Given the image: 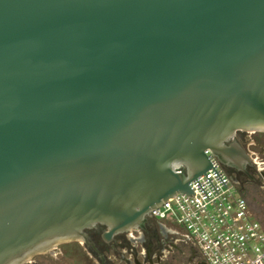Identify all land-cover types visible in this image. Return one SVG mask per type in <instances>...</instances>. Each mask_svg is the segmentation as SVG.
Segmentation results:
<instances>
[{
  "label": "water",
  "instance_id": "water-1",
  "mask_svg": "<svg viewBox=\"0 0 264 264\" xmlns=\"http://www.w3.org/2000/svg\"><path fill=\"white\" fill-rule=\"evenodd\" d=\"M205 149L264 170V0H0V264L201 257L149 209L209 167L225 186Z\"/></svg>",
  "mask_w": 264,
  "mask_h": 264
},
{
  "label": "built area",
  "instance_id": "built-area-1",
  "mask_svg": "<svg viewBox=\"0 0 264 264\" xmlns=\"http://www.w3.org/2000/svg\"><path fill=\"white\" fill-rule=\"evenodd\" d=\"M211 167L188 181L193 193L176 192L149 209L151 218L177 234L189 237L202 254L185 264H264V228L252 215L247 200L236 193L237 182L230 181L208 149ZM260 174L262 170L256 169ZM263 179V178H262ZM170 220L176 228L168 225Z\"/></svg>",
  "mask_w": 264,
  "mask_h": 264
},
{
  "label": "rangeland",
  "instance_id": "rangeland-1",
  "mask_svg": "<svg viewBox=\"0 0 264 264\" xmlns=\"http://www.w3.org/2000/svg\"><path fill=\"white\" fill-rule=\"evenodd\" d=\"M249 171L256 181L264 182V179L261 178L256 169ZM262 171L264 172V170ZM256 181L243 182V187L241 189L239 188L238 184H236L234 187L236 193H239L245 197L252 215L261 223L264 228V183L263 187H261ZM166 223L176 228V225L172 221L168 220ZM163 227L171 231V229L168 227ZM170 249L173 251V254H171V252H166L164 253L163 259L170 258L169 260L171 261H168L169 263L166 261H161V264L180 263L179 254L175 253L179 250L173 246L170 247ZM50 251L53 252V255L48 252L36 254L28 259V264H99L87 252L80 242L71 241L60 243L51 248ZM123 254L126 258L131 260V254H128L125 251Z\"/></svg>",
  "mask_w": 264,
  "mask_h": 264
},
{
  "label": "flooded vegetation",
  "instance_id": "flooded-vegetation-1",
  "mask_svg": "<svg viewBox=\"0 0 264 264\" xmlns=\"http://www.w3.org/2000/svg\"><path fill=\"white\" fill-rule=\"evenodd\" d=\"M249 173H250V171H249ZM251 174V173H250ZM247 182H251V181H247ZM153 219V218H152ZM155 220V219H154ZM158 222V221H157ZM159 223V222H158ZM101 253L107 258V259H111L110 260V263H112V264H126L123 260H119V255H118V253H115V255H116V257H113V252H112V250H108V254L104 251V250H101ZM124 251L122 252V256H123V258H125V259H127V260H129V261H131L132 260V257H131V260L130 259H128V258H126L125 256H124ZM175 253H178V254H180V251H177V252H175ZM177 254V255H178ZM135 258H136V261L138 262V263H142V259H141V256H140V253L139 252H137V255L135 254ZM114 259V260H113ZM170 259V258H169ZM168 258H164L163 260H159V261H157L156 260V257H151V264H161V261H166V262H170L171 260H169ZM172 259V258H171ZM168 262V263H169ZM131 264H134V263H131ZM143 264H149V262L148 261H144L143 262Z\"/></svg>",
  "mask_w": 264,
  "mask_h": 264
},
{
  "label": "trees",
  "instance_id": "trees-1",
  "mask_svg": "<svg viewBox=\"0 0 264 264\" xmlns=\"http://www.w3.org/2000/svg\"><path fill=\"white\" fill-rule=\"evenodd\" d=\"M238 185H239V188L241 189V188L243 187V186H242V185H243V182L240 183V184L238 183Z\"/></svg>",
  "mask_w": 264,
  "mask_h": 264
}]
</instances>
